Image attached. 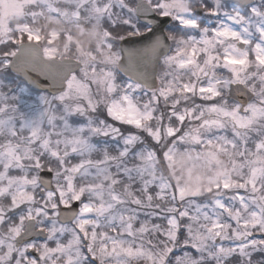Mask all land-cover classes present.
Here are the masks:
<instances>
[{
    "label": "snow or ice",
    "instance_id": "6c2138e0",
    "mask_svg": "<svg viewBox=\"0 0 264 264\" xmlns=\"http://www.w3.org/2000/svg\"><path fill=\"white\" fill-rule=\"evenodd\" d=\"M146 2L189 30L158 87L111 4L0 0V264H264V0Z\"/></svg>",
    "mask_w": 264,
    "mask_h": 264
},
{
    "label": "water",
    "instance_id": "95a60500",
    "mask_svg": "<svg viewBox=\"0 0 264 264\" xmlns=\"http://www.w3.org/2000/svg\"><path fill=\"white\" fill-rule=\"evenodd\" d=\"M235 1L248 2V0ZM136 9H140L139 12L136 11V14L141 21L153 24L154 35L148 32L139 36L127 37L126 40L120 43L121 54L126 59L131 58L132 67L137 71L140 82L146 83L148 87H157L159 63L170 49V40L165 27L171 23L172 19L159 16L151 11L144 0H138ZM197 14L200 15L199 10ZM121 63H124V61ZM32 240H40L38 234L29 233L25 235L21 243Z\"/></svg>",
    "mask_w": 264,
    "mask_h": 264
},
{
    "label": "rangeland",
    "instance_id": "374dc122",
    "mask_svg": "<svg viewBox=\"0 0 264 264\" xmlns=\"http://www.w3.org/2000/svg\"><path fill=\"white\" fill-rule=\"evenodd\" d=\"M109 1L112 3L111 5L113 6V8L109 11V13H107L105 15V19H109L112 18L113 20L117 21V22H124L125 20H130L131 23H133L134 19H136V15H135V4L132 3L130 0H99V3L101 5L107 3L110 4ZM41 4H51V5H57L58 0H40ZM75 0H66L67 4H71L74 3ZM155 2V0H154ZM80 3H88V0H80ZM92 5L94 6L97 3V0H91ZM127 5H131L132 7V11H128L125 8H122L121 6H127ZM23 9L19 6H17L15 9L11 10V18L15 19L16 17H18L21 13H22ZM89 17L90 18H95L97 19V21L99 22V17H95V13L90 9L89 10ZM174 18V17H173ZM192 18H193V14H192ZM175 20V18H174ZM176 21V20H175ZM6 22V21H5ZM138 28L137 25H135V29ZM79 39V38H76ZM114 51L120 52L118 45L114 46ZM166 60V59H165ZM165 60L163 61V66H164V71L163 73H161V76L159 78H162L166 72H167V66L165 64ZM118 81L120 83H124L125 81H122L119 76H118ZM2 123H6L5 121H0ZM85 122H86V117H85ZM85 122H81V124L79 126L83 127L85 125ZM39 243V242H38ZM187 255V253H186ZM183 259V257H178L177 259V264H181V260Z\"/></svg>",
    "mask_w": 264,
    "mask_h": 264
},
{
    "label": "trees",
    "instance_id": "16d2710c",
    "mask_svg": "<svg viewBox=\"0 0 264 264\" xmlns=\"http://www.w3.org/2000/svg\"><path fill=\"white\" fill-rule=\"evenodd\" d=\"M132 3H134L133 0H130ZM110 4H112L110 1H109ZM60 7H64L65 4H60L59 5ZM108 21H111L112 24H115V27H111L108 23ZM103 26L105 27H109V29L113 32L114 34V37L115 36H119V35H130L131 32L134 31V28H135V25H128V24H125L124 22H117L115 20H113L112 18H109V19H104V22H103ZM185 34H179V36H183ZM76 38H80L79 36H77ZM119 41H116V45H118ZM15 46L14 45H4V46H0V52H3V51H7V50H11L12 48H14ZM0 59H2V57H0ZM118 76L119 78L122 80V81H125L124 80V76L121 75L119 72H118ZM16 95H12L10 94V92H0V108H3L5 105H7V107L12 110L14 109V105H15V102H16ZM80 121L81 122H85V117L84 116H80L79 117ZM86 123V122H85Z\"/></svg>",
    "mask_w": 264,
    "mask_h": 264
},
{
    "label": "flooded vegetation",
    "instance_id": "af4514ba",
    "mask_svg": "<svg viewBox=\"0 0 264 264\" xmlns=\"http://www.w3.org/2000/svg\"><path fill=\"white\" fill-rule=\"evenodd\" d=\"M205 2L208 3L209 7H213L216 5V0H190L191 7L193 9V18L201 20V21H204L205 19H208L210 21H214L215 18H206V17H202L201 15H200V17H197V11L199 9H201L200 5H202ZM234 2L237 4V6H239L240 4H244L242 1L240 2V1L234 0ZM221 3H223V0H221ZM157 13L160 15V13L158 11H157ZM199 13H200V10H199ZM138 28L140 29V32L143 34V33H146L148 31V29L151 28V26L145 25V26L138 27ZM166 30H167L169 37L176 36L177 38H179L180 37L179 34H180L181 30H183V29H181L178 22L174 20L173 23L166 28ZM171 47H174V43L172 41H171ZM165 59H166V56L161 61L162 73L164 71L163 61Z\"/></svg>",
    "mask_w": 264,
    "mask_h": 264
}]
</instances>
